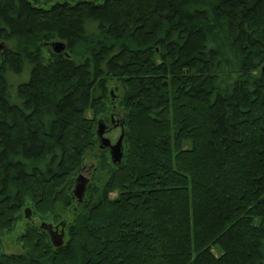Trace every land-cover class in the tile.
I'll return each instance as SVG.
<instances>
[{"label": "trees", "instance_id": "trees-1", "mask_svg": "<svg viewBox=\"0 0 264 264\" xmlns=\"http://www.w3.org/2000/svg\"><path fill=\"white\" fill-rule=\"evenodd\" d=\"M0 43V237L78 206L88 111L126 143L62 247L34 225L0 264H264V0H0Z\"/></svg>", "mask_w": 264, "mask_h": 264}, {"label": "rangeland", "instance_id": "rangeland-1", "mask_svg": "<svg viewBox=\"0 0 264 264\" xmlns=\"http://www.w3.org/2000/svg\"><path fill=\"white\" fill-rule=\"evenodd\" d=\"M54 41L56 40L50 41L49 44H51ZM9 46L14 47L15 46L14 42L10 43ZM51 51L52 50L50 47L43 50L44 57L46 59L50 56ZM253 74L255 76H259L261 74V69L259 68V70L255 71ZM111 87L112 88L110 89L113 90V95L115 97L116 96L118 97V95L122 94L123 91L121 90V88H119L120 83L113 82L111 84ZM113 108H116V106H111V108L106 113H101V114H98L97 116L94 114L92 110L87 112L86 114L87 118L94 119V116H95V121H96L95 134L97 132L98 122L100 120H104L106 124L109 126V128L112 127V120H111L112 116H114L115 120L117 121L118 120L123 121L122 120L123 115H124L123 110L116 108L115 110L118 112L115 113L113 111ZM105 136L111 140L112 144H115L117 140L119 139V137L121 136V131L120 129L113 130L110 134L105 135ZM96 137H97V134H96ZM96 141L97 142L94 148L93 149L91 148V150L86 153L87 155L83 162V165L81 166V169L76 173L74 178L76 179L79 174H83L84 176L90 179L92 187H100L102 189L100 185L101 182L98 179L99 176H101L104 173V171L101 170L102 162L105 160L107 162V165L112 166V167L114 165L111 161L109 152L105 150H99L98 138L96 139ZM125 147H126V143H124V152H125ZM72 189H74V186L72 187ZM117 195H118V192H112L110 194V198L114 199L117 197ZM79 206L80 205L78 204V206L76 207V204H75L73 207L66 209L59 205L55 208L53 216L52 214L50 215V212H48L47 215H49V217L43 218L41 217V214L37 210H35L32 203H28V205L23 209L20 219L16 223L13 231L0 237L4 252L6 254H25L27 253V250H31V245L29 241L22 239V238L26 236L27 234H29V231L33 229V227H35L34 225H38L36 227H39L41 226L42 223L51 224L54 227L60 226L61 224H65V235H66L65 242H67L68 237H69V229L75 220L76 213H78V210H76L77 211L76 212L74 211V209H77ZM26 209L31 210V219L26 218V214H25Z\"/></svg>", "mask_w": 264, "mask_h": 264}, {"label": "water", "instance_id": "water-1", "mask_svg": "<svg viewBox=\"0 0 264 264\" xmlns=\"http://www.w3.org/2000/svg\"><path fill=\"white\" fill-rule=\"evenodd\" d=\"M52 52L55 54H62L66 51V44L61 40H56L49 44ZM4 48V43L0 44V50ZM264 72V68L262 69ZM110 93L112 96V100L114 101L116 97L113 95V90L110 89ZM125 121H121V136L117 140L115 144H112L111 140L107 138L105 135L109 130V126L106 124L104 120H100L98 122L97 127V138L99 142V150H106L109 152L111 161L114 165L120 166L124 159V139H125ZM90 183V179L83 174H80L75 179L73 195L75 196L79 205L84 202V198L86 192L88 190V185ZM26 218L31 219V210L26 209L25 211ZM41 229L48 232L51 242L54 247L59 248L64 245L65 239V224H61L60 226L54 227L51 224L42 223Z\"/></svg>", "mask_w": 264, "mask_h": 264}, {"label": "flooded vegetation", "instance_id": "flooded-vegetation-1", "mask_svg": "<svg viewBox=\"0 0 264 264\" xmlns=\"http://www.w3.org/2000/svg\"><path fill=\"white\" fill-rule=\"evenodd\" d=\"M111 120H112V127L109 128L108 132L106 133V135L110 134L113 130H117V129H120L121 131V121L120 120H115L114 116L111 117ZM124 121V120H123ZM122 121V122H123ZM124 127H125V123H124Z\"/></svg>", "mask_w": 264, "mask_h": 264}, {"label": "bare ground", "instance_id": "bare-ground-1", "mask_svg": "<svg viewBox=\"0 0 264 264\" xmlns=\"http://www.w3.org/2000/svg\"><path fill=\"white\" fill-rule=\"evenodd\" d=\"M79 175H80V174H79ZM79 175H78V176H79ZM65 238H66V235H65ZM64 243H65V239H64Z\"/></svg>", "mask_w": 264, "mask_h": 264}]
</instances>
